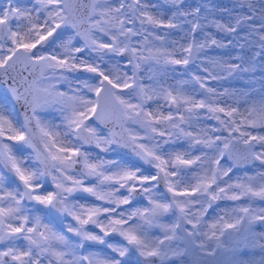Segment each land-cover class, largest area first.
Segmentation results:
<instances>
[{"label":"snow or ice","instance_id":"6c2138e0","mask_svg":"<svg viewBox=\"0 0 264 264\" xmlns=\"http://www.w3.org/2000/svg\"><path fill=\"white\" fill-rule=\"evenodd\" d=\"M164 2L170 15L156 4L151 7L158 11L151 12L145 0H0V84H8L23 108L17 113L0 106V264H53L49 257L55 264H132L125 259L131 253L144 264H264V232L259 240L255 232L257 223L264 227V206L256 205L264 202V92L258 100L245 93L242 102L229 103L224 98L234 93L209 84L237 73H264V0L259 7L238 0L247 12L233 16L225 10L227 22L209 19L212 9L203 2ZM209 27L227 43L210 35ZM158 29L183 35L169 41L170 33ZM212 47L236 48L239 55L210 58ZM88 51L100 61L117 59L105 70L77 55ZM198 59L205 75L193 74L180 87L139 81L141 62L186 69ZM76 71L94 76L61 90L69 82L65 73ZM192 82V94H186L183 85ZM49 109L59 116L45 121L39 113ZM201 116L216 125L194 128ZM158 137L186 138L190 149L201 146L202 155L177 152L166 147L170 139ZM92 144L100 152L129 149L155 172L103 157L93 162L83 150ZM256 161L261 171L233 180L234 169ZM77 192L102 204L77 203ZM138 194L147 201L144 207L121 208ZM220 201L233 203L216 213ZM53 217L70 218L66 231L78 239L50 227ZM166 217L171 221L165 223ZM113 235L124 243L105 239ZM19 239L27 241L26 248L15 246ZM85 241L106 245L110 253L78 256L75 250Z\"/></svg>","mask_w":264,"mask_h":264},{"label":"rangeland","instance_id":"374dc122","mask_svg":"<svg viewBox=\"0 0 264 264\" xmlns=\"http://www.w3.org/2000/svg\"><path fill=\"white\" fill-rule=\"evenodd\" d=\"M16 3H23L24 0H14ZM130 2V0H129ZM145 2L149 5V10L153 13H156L158 9L152 8V4L158 5L159 9L163 10L165 13L170 15V5L166 4L164 0H145ZM204 3L208 5L209 8L212 9V15L209 17V19H216L219 20L220 22H227L229 19L228 12L225 10H232V15L235 16L237 13H244L247 12V6L245 5L243 8L240 7L238 0H185V6H192L195 7L201 3ZM253 3L257 4V7H259L260 0H253ZM137 27H139V24H137ZM185 28L188 26L185 25ZM157 31H160L163 33L164 31H167L170 33L168 40L172 41H179L183 33L179 30L175 29H158ZM206 31L214 36L216 39L223 40L225 43H227V39L223 36L222 33L218 32L214 27H209L206 29ZM97 35H100L97 33ZM105 40H107V37H104ZM135 41V38H134ZM159 43V42H156ZM82 44V43H80ZM55 51L60 52L62 49L59 47V45L54 46ZM52 51V49H50ZM229 52L231 53V57L229 56ZM147 54V53H145ZM79 57L82 58H88L90 62L92 60H95L97 63L101 64V67L104 68L105 70H108L112 67V65L115 62V59L117 58H111V61H109L108 58H106L104 61H100L97 59V53L88 51L85 53H79L77 54ZM208 57L210 58H221V59H231L237 55H239V49L236 48H229V49H218L215 47H212L208 52H207ZM79 62V61H77ZM232 62H238L233 59ZM200 63V60L198 59L194 63H190L187 68L185 69L184 66H176V65H165L161 62V64H155L152 62H141L142 67L138 72V78L141 84L148 86V85H154L156 87H160L161 84L165 85H170V86H175V87H180L181 83L184 81H192V75L193 74H199V75H205L204 73L200 72L197 68V65ZM175 69V71H173ZM124 71V66L121 65V72ZM127 72L129 75L132 73V68L129 66L127 68ZM66 76L69 78L68 83H64L63 87L61 90L63 91H68L69 87L71 88H76L80 87L83 84L84 78L87 77H92L94 76L93 73H87V72H71V73H65ZM264 76V73H261L260 71H256L254 74L252 73H237L233 77H228L226 79L222 80H213L209 81L210 86L213 88H216L218 91L223 92L225 89L228 90L230 93H234L235 96L232 99H229L228 97H225L224 99L227 100L229 103H234L235 99L239 98L241 99V102L243 100L244 94L248 93L250 94L251 99H259L260 95L262 92H264V80L261 79V77ZM76 77H79L80 79H76ZM151 77V79H149ZM92 82V81H89ZM192 83H187L183 85L184 91L186 94H192V88H193ZM197 91H201L198 88V85L196 86ZM153 109H155L156 104L155 102L150 101L149 102ZM159 103H164L163 100L159 101ZM0 106H4L8 111H11L13 108L11 101L4 97L2 94H0ZM168 106L165 104L164 111L167 112ZM41 118L44 119L45 121H50L54 117H58L59 113L54 110V109H49L44 112L39 113ZM216 125V121L213 120H207L204 116H201L200 121H194V128H198L200 126H207L211 127ZM186 126V125H185ZM135 130V129H134ZM158 139H170V143L166 146L170 149H174L177 152H187L191 151L193 155H202L200 151L201 146H195L194 148L189 147V144L187 142L186 138L181 137L180 139H176L175 137L168 138H159ZM8 143H12L9 141ZM243 146V145H242ZM115 147V146H114ZM85 150V149H83ZM257 151H259V147L257 146ZM25 153H28L29 150L24 149ZM88 153H90L91 158L93 162H98L99 157H103L106 161L108 160H117L120 161L121 164H124L128 167L132 166H138V165H131V164H125L123 159L118 158L116 148L115 151H109V152H100V150L97 148V150H85ZM204 151H207L206 149ZM230 163L227 158L223 159L221 161V165L226 167L227 164ZM147 170L141 168V171L144 174L148 173H154L155 169L151 168L149 165H147ZM261 167L259 165V162L257 161L253 165H248L244 167L242 170L236 168L234 169L233 173L230 175L232 176L233 180L236 179L237 176H244L245 174L248 175H255L258 171H261ZM88 184L94 183L93 180L87 181ZM51 184V181H50ZM50 187V186H49ZM160 190L165 192L166 195L169 196L170 194L166 192V189L164 188L163 184L160 185ZM124 195H127V192L124 190H121ZM86 197H85V196ZM141 199H137L136 201L132 203H139L137 206L131 208L130 206L125 207V210L131 211L134 208L137 207H144L147 203V201L143 198V194H140ZM72 199H74L77 203H87L89 205H101V201H97L95 197L88 195L87 193L83 192H77L73 194ZM232 201H222L219 203L220 207L216 208V213H222L223 208L225 205H230L232 204ZM257 207L264 206V202L256 201ZM213 216H209L208 219L211 220ZM171 217H168V221H171ZM255 232H256V239L259 240V233L264 232V227H261L259 223L256 224L255 226ZM15 246L18 249H21V247L16 243L15 241ZM1 250V249H0ZM258 252L259 250L257 249V259H258ZM100 256H103L102 254ZM49 259L54 260V258L49 257ZM70 259V257H69Z\"/></svg>","mask_w":264,"mask_h":264},{"label":"flooded vegetation","instance_id":"af4514ba","mask_svg":"<svg viewBox=\"0 0 264 264\" xmlns=\"http://www.w3.org/2000/svg\"><path fill=\"white\" fill-rule=\"evenodd\" d=\"M9 98V97H8ZM9 100L12 102V99L9 98ZM123 161L125 164H131V165H138L136 162L129 160L125 157H122ZM139 166V165H138ZM140 167V166H139ZM141 168V167H140ZM51 187V184L49 183V185ZM85 196V195H84ZM102 204V203H100ZM139 203H132L131 205H122L121 208L125 210V207L130 206L131 208L137 206ZM147 204V203H146ZM107 206V205H104ZM37 207H41V206H37ZM104 217H101V219H103ZM70 221V218H63V217H53L52 218V223L49 225L50 227H53L56 231L58 232H63L65 234H67L69 237H71V239L73 240H77V237H74L71 235V233H67L66 229H67V224ZM48 221L45 220V223H47ZM164 222H170L168 221V217H166L164 219ZM74 223V222H73ZM91 227V226H90ZM91 230L94 232H99V229L91 227ZM156 235H161L162 233L160 231V229H153L152 230ZM102 235V233H100ZM109 243H124V241L122 240L121 237H119L118 235H113L110 237H106L105 238ZM16 243L21 247V249H24L27 247V241L23 240V239H19L16 241ZM0 249L1 250H5V245H0ZM77 255H83V256H100L101 254L104 255L106 253H110V249L106 247V245H102V244H98V243H94V242H88L85 241L84 242V247L83 248H77L76 250ZM114 255V254H113ZM126 260H131L132 264H135V261H139L140 264H144V259L142 257H139L138 254L136 253H131L130 257H125ZM53 264H55V259L52 260ZM11 264V262H10ZM44 264H49V260L45 259L44 260ZM156 264H161V262L159 260L156 261ZM166 264V262H165Z\"/></svg>","mask_w":264,"mask_h":264},{"label":"water","instance_id":"95a60500","mask_svg":"<svg viewBox=\"0 0 264 264\" xmlns=\"http://www.w3.org/2000/svg\"><path fill=\"white\" fill-rule=\"evenodd\" d=\"M81 42H83V41H81ZM8 83H11V81H9ZM0 91H2V92H5V93H10L9 91H8V84H0ZM10 96H11V94H10ZM12 97V96H11ZM14 100V99H13ZM14 102L16 103V110L19 112V113H22L23 112V108H22V105L21 104H18L15 100H14ZM19 107V108H18ZM30 114V113H29ZM21 117H22V119H23V116L21 115ZM111 127V126H110ZM117 132H119V131H121L119 128H116L115 129ZM86 147H90V148H96L95 147V145L94 144H92V145H85ZM243 148V147H242ZM118 151L119 152H121V153H123V154H125V155H127V156H129V157H131V158H133V159H135V160H137V161H139V159L129 150V149H124V148H118ZM139 162H141V161H139ZM142 163V162H141ZM143 164V163H142ZM244 166H247V165H244ZM81 166L80 165H78L77 166V168L79 169ZM240 167H243V166H240ZM139 197V194L137 195V197L136 198H138Z\"/></svg>","mask_w":264,"mask_h":264}]
</instances>
